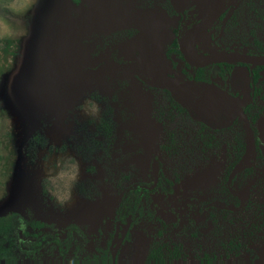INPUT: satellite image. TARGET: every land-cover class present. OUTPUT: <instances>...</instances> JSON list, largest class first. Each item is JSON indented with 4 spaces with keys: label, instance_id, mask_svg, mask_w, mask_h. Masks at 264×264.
I'll return each instance as SVG.
<instances>
[{
    "label": "flooded vegetation",
    "instance_id": "flooded-vegetation-1",
    "mask_svg": "<svg viewBox=\"0 0 264 264\" xmlns=\"http://www.w3.org/2000/svg\"><path fill=\"white\" fill-rule=\"evenodd\" d=\"M225 2L223 13L197 42L194 53L204 59L226 52L264 55V0ZM210 3L135 0L134 22L110 33L115 46L108 56L127 43L133 67L139 69L136 80L140 104H148L154 111L167 101L172 145L168 148L169 160L184 159L185 165L191 166L196 158L197 165L183 179L171 176L155 151L151 156L153 166L158 161L159 179L155 184L153 168L151 188L165 173L174 185L164 199H169L171 208L182 203L181 209L190 213L183 222L189 228L188 235L199 226L201 238L214 235V219L228 225L227 218L251 213L258 205L256 194L264 191V142L260 132L264 121V65L219 62L197 67L181 51V40L203 19ZM137 37L141 45L132 50ZM147 115V121L160 130V118L164 117L155 111L153 116ZM180 141L185 145L178 154L176 145ZM250 142L253 153L249 151ZM161 151L164 154L162 146ZM157 208L165 207L159 202ZM170 212L177 217L181 213ZM241 226L233 225L240 232L237 237L249 238L241 264H264V227L250 223L247 229L252 232L244 233L238 229ZM256 254L261 258L254 261Z\"/></svg>",
    "mask_w": 264,
    "mask_h": 264
},
{
    "label": "rangeland",
    "instance_id": "rangeland-1",
    "mask_svg": "<svg viewBox=\"0 0 264 264\" xmlns=\"http://www.w3.org/2000/svg\"><path fill=\"white\" fill-rule=\"evenodd\" d=\"M86 1L93 3L91 14L97 27L89 29L78 49L69 50L54 44L42 48L38 33L29 25L41 20L49 6L64 5L66 0H0V73L15 65L17 72L32 74L38 54L52 71L57 64L75 58L91 65L105 63L101 78L87 79L73 88L43 119L29 122L18 111L0 114V208L25 205L20 194L30 185L38 193L48 217L76 220L88 233H93L98 230L100 217L106 212L114 216L120 204L121 195L112 185L115 173L128 171L133 181L150 183L151 155L156 151L166 174L183 179L187 171H194L197 160L192 159L191 166H186L185 161L169 160L163 154L164 135L142 112L145 108L137 97V80H132L126 66L107 62L115 46L110 33L134 22L135 0ZM139 45L141 38L137 37L131 49ZM27 103L33 108L40 104L31 99ZM108 111L116 123L115 141L110 149L98 129L102 115ZM42 136L48 141L47 146L42 145ZM99 147L109 149L110 158H104ZM82 193L94 194L95 199ZM156 201L165 207L159 208V212H163L171 234L181 239V227L190 216L189 211L182 210V203L171 208L169 199ZM170 211L181 213L177 217ZM213 237L208 235L200 242L208 244ZM143 245L144 241L140 246L137 243L133 251L123 254L124 264H140L145 255Z\"/></svg>",
    "mask_w": 264,
    "mask_h": 264
},
{
    "label": "trees",
    "instance_id": "trees-1",
    "mask_svg": "<svg viewBox=\"0 0 264 264\" xmlns=\"http://www.w3.org/2000/svg\"><path fill=\"white\" fill-rule=\"evenodd\" d=\"M66 1L64 5L49 6L38 22L30 21L29 25L38 33L42 48L54 44L59 49L76 50L89 29L97 27L91 14V1ZM131 55L125 43L112 52L107 62L126 66L135 81L140 74L139 69L133 67ZM34 62L32 74L17 72L15 65L9 71L0 73V114L12 115L18 111L29 122L43 119L73 88L87 79L97 80L105 73V63L91 65L83 59L75 58L57 64L54 71L41 54ZM29 99L40 103L39 107L27 106ZM147 105L144 104L142 112L153 116L155 111V114L164 117L160 118V129L164 135L161 146L169 157L168 148L172 149V145L166 119L167 101L164 100L163 107L154 111ZM115 127L111 112L102 115L98 129L109 149L115 141ZM47 144L42 136V145ZM184 145L182 141L178 142L176 153H182ZM99 149L104 158H110L109 149ZM153 184V177L147 183L133 181L128 171L115 173L112 185L121 195L120 204L114 216L106 212L100 217L98 230L93 233H88L76 220L60 221L48 217L38 193L29 185L20 194L25 205L0 208V264H124L122 258L127 251H133L134 245L138 243L140 246L142 241L145 255L140 264H183L185 261L241 264L245 259L242 252L247 248L249 238L237 237L240 232L234 229V223L242 225L238 229L244 233L252 232L247 229L250 223L255 227H264V191H260L254 198L258 205L251 209V213L227 218L228 225L225 221L214 219V239L208 244L200 242L203 241V233L199 226H195V230L188 235L189 228L183 224L181 239L175 238L156 204L158 198H167L168 193L173 191L174 183L162 173L158 185L152 189ZM81 195L95 199L94 194ZM261 232L264 233L263 230ZM259 258L257 254L253 257L254 261Z\"/></svg>",
    "mask_w": 264,
    "mask_h": 264
},
{
    "label": "water",
    "instance_id": "water-1",
    "mask_svg": "<svg viewBox=\"0 0 264 264\" xmlns=\"http://www.w3.org/2000/svg\"><path fill=\"white\" fill-rule=\"evenodd\" d=\"M226 0H211L210 7L203 17V19L197 23L194 28L188 32L181 40V51L184 54L186 60L197 67L206 66L211 63L219 62H245L255 66L264 65V55H247L238 52H226L220 53L215 56L207 57L206 59L200 60L194 53V47L202 36L210 29V27L218 20L224 11ZM261 139L264 142V121L260 124ZM249 151L254 152L253 143L250 142ZM154 177L155 184L158 182V161L154 163Z\"/></svg>",
    "mask_w": 264,
    "mask_h": 264
},
{
    "label": "bare ground",
    "instance_id": "bare-ground-1",
    "mask_svg": "<svg viewBox=\"0 0 264 264\" xmlns=\"http://www.w3.org/2000/svg\"><path fill=\"white\" fill-rule=\"evenodd\" d=\"M198 56V55H197ZM198 58L200 59V60H203L204 59V57L203 56H198ZM206 58V57H205Z\"/></svg>",
    "mask_w": 264,
    "mask_h": 264
}]
</instances>
